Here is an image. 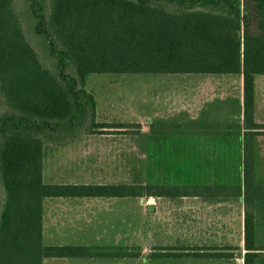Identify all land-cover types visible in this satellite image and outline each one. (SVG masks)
<instances>
[{"label": "trees", "instance_id": "trees-1", "mask_svg": "<svg viewBox=\"0 0 264 264\" xmlns=\"http://www.w3.org/2000/svg\"><path fill=\"white\" fill-rule=\"evenodd\" d=\"M91 74H203L242 77V183L229 185L44 184L45 142L130 134L96 121L85 89ZM264 75V0H0V264L46 258L129 257L139 253L42 244V200L52 197L241 198L243 264H255L254 78ZM137 126V125H136ZM162 125L160 128H165ZM181 128V127H179ZM227 129L226 124L192 127ZM113 132V133H112ZM161 131L155 137L165 139ZM172 256L173 253H160ZM230 257V253L194 255Z\"/></svg>", "mask_w": 264, "mask_h": 264}, {"label": "rangeland", "instance_id": "rangeland-1", "mask_svg": "<svg viewBox=\"0 0 264 264\" xmlns=\"http://www.w3.org/2000/svg\"><path fill=\"white\" fill-rule=\"evenodd\" d=\"M14 3L20 11L23 0ZM241 83L240 74L88 75L85 89L94 97L96 121L133 125L125 128L130 134L82 136L66 147L45 142L42 182L144 187L241 184L243 130L236 135L237 127H242L238 113ZM199 85L208 86L201 103L220 104L217 98L226 97L223 102L232 107L226 124L229 128H206L208 135L192 128L198 124L190 121L191 108L197 103H193L191 88ZM183 111L189 114L184 116ZM253 113L255 123L264 124V75L254 78ZM162 125L165 128H160ZM161 131L165 139L159 143L155 137H160ZM261 131L255 138L254 182L264 187V129ZM2 200L0 189V208ZM104 201L103 229L95 234L93 244L87 245L90 248L130 246V252L139 253L136 264L144 263L145 248L161 245L157 251L182 255L165 263L192 264L191 253H207L224 248L222 245L230 255L241 257L237 252L242 236L241 198L155 199L151 211L141 198ZM260 201L255 245L260 253L258 262L264 264V197ZM151 228L163 229V233L150 234ZM205 235L212 239H203Z\"/></svg>", "mask_w": 264, "mask_h": 264}, {"label": "crops", "instance_id": "crops-1", "mask_svg": "<svg viewBox=\"0 0 264 264\" xmlns=\"http://www.w3.org/2000/svg\"><path fill=\"white\" fill-rule=\"evenodd\" d=\"M202 84V83H201ZM200 86V85H199ZM208 86L191 88L193 89L192 97L195 99L196 104L191 108L190 118L191 124H227L230 112L232 107L228 102H223V97L221 99L217 98L220 104H215L212 102L210 104L201 103L203 99V94L205 93ZM238 113L241 116L242 122V83L241 87L239 84L238 89ZM195 95V96H194ZM216 99V100H217ZM193 103L191 106H193ZM237 107V105H236ZM184 112V111H183ZM182 112V113H183ZM189 114L187 111L183 113L185 116ZM254 117V113H253ZM186 122V121H185ZM255 122V121H254ZM240 124V122L238 123ZM89 137V136H84ZM56 147V146H54ZM61 147V146H60ZM63 147H66L63 146ZM43 160V159H42ZM43 178V174H42ZM63 185H80V184H63ZM208 185V184H205ZM192 200H204V198L198 197H190ZM104 199H118V198H104V197H52V198H44L42 200V244L46 247H67V246H86L93 244V239L95 234L102 231L103 229V206L106 203ZM126 199V198H122ZM160 199V198H154ZM206 201H211L213 198H205ZM107 205V204H106ZM150 207V211L153 210L152 206ZM158 228L149 229L150 234H160L163 233ZM177 232V231H176ZM67 235H73L68 237ZM87 239V240H85ZM203 239H212V236L203 237ZM214 239V237H213ZM71 242L75 244H71ZM161 246L148 247L145 248L142 256L144 263L143 264H176V263H168L164 262L166 259H175L173 257L182 256L175 255L173 253L172 256H164L160 255V253H164L166 251H157L156 248H160ZM224 248L214 249L212 251H207V253H203V251H197L198 253H191V259H193L194 263L192 264H243V240L241 236L240 244L237 246V252H240L241 257H236L235 255H231L228 258L219 257L212 258L208 256H194L202 254H210V253H228L230 251L226 250V246ZM100 249V248H99ZM103 251H121V252H130V246H112L107 247L105 249H101ZM243 251V252H242ZM132 252V251H131ZM242 252V253H241ZM168 253V251H167ZM238 263H234L232 259ZM178 259V258H177ZM180 259V258H179ZM198 261H201L198 263ZM42 264H136L135 258L129 257H120V258H111V257H89V258H46L42 260ZM255 264H259L256 261Z\"/></svg>", "mask_w": 264, "mask_h": 264}, {"label": "built area", "instance_id": "built-area-1", "mask_svg": "<svg viewBox=\"0 0 264 264\" xmlns=\"http://www.w3.org/2000/svg\"><path fill=\"white\" fill-rule=\"evenodd\" d=\"M141 202L145 205L151 206L155 204V199L153 197L141 198Z\"/></svg>", "mask_w": 264, "mask_h": 264}, {"label": "water", "instance_id": "water-1", "mask_svg": "<svg viewBox=\"0 0 264 264\" xmlns=\"http://www.w3.org/2000/svg\"><path fill=\"white\" fill-rule=\"evenodd\" d=\"M147 210H150V207H147Z\"/></svg>", "mask_w": 264, "mask_h": 264}]
</instances>
